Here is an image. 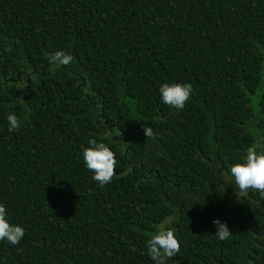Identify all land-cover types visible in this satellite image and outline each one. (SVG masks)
<instances>
[{
    "label": "trees",
    "instance_id": "1",
    "mask_svg": "<svg viewBox=\"0 0 264 264\" xmlns=\"http://www.w3.org/2000/svg\"><path fill=\"white\" fill-rule=\"evenodd\" d=\"M57 50L74 61L54 70ZM164 82L192 84L182 111ZM258 136L264 0H0V203L25 230L0 264H154L166 219L181 245L167 264H264V199L233 198L230 173ZM89 139L116 154L103 188Z\"/></svg>",
    "mask_w": 264,
    "mask_h": 264
},
{
    "label": "clouds",
    "instance_id": "2",
    "mask_svg": "<svg viewBox=\"0 0 264 264\" xmlns=\"http://www.w3.org/2000/svg\"><path fill=\"white\" fill-rule=\"evenodd\" d=\"M46 59L55 67L68 66L75 57L63 50H57L46 56ZM193 86L190 82L168 83L164 82L159 86L160 99L165 105H169L182 111L186 102L190 99ZM8 131H18L21 127V120L15 113L7 115ZM146 139H154L157 135L152 127H143ZM88 146L82 148L83 162L90 172L92 179L100 188L109 184L116 175V154L109 145L98 142L96 139H89ZM231 177L238 189L239 196L247 195L249 190L257 191L260 198L264 199V137L258 136L256 142L245 150L242 162L233 163L230 166ZM216 225L215 236L221 240H227L232 236L226 223L218 219L212 221ZM25 235V230L19 224H13L8 220L7 209L0 203V241H7L10 245H19ZM180 241L176 236V229L170 226L168 219L156 226V230L150 234L146 241L147 255L154 264H167L169 259L177 256L180 252Z\"/></svg>",
    "mask_w": 264,
    "mask_h": 264
},
{
    "label": "rangeland",
    "instance_id": "3",
    "mask_svg": "<svg viewBox=\"0 0 264 264\" xmlns=\"http://www.w3.org/2000/svg\"><path fill=\"white\" fill-rule=\"evenodd\" d=\"M238 196H239L238 189L236 188V190L233 192V196L232 197L234 198V197H238Z\"/></svg>",
    "mask_w": 264,
    "mask_h": 264
}]
</instances>
